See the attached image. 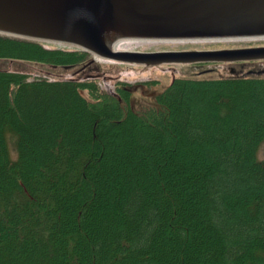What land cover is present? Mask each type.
<instances>
[{
    "label": "trees",
    "instance_id": "trees-1",
    "mask_svg": "<svg viewBox=\"0 0 264 264\" xmlns=\"http://www.w3.org/2000/svg\"><path fill=\"white\" fill-rule=\"evenodd\" d=\"M90 57L0 35V61ZM263 74L135 111L122 82L0 69V264H264Z\"/></svg>",
    "mask_w": 264,
    "mask_h": 264
},
{
    "label": "water",
    "instance_id": "water-1",
    "mask_svg": "<svg viewBox=\"0 0 264 264\" xmlns=\"http://www.w3.org/2000/svg\"><path fill=\"white\" fill-rule=\"evenodd\" d=\"M0 35L146 66L264 60V47L114 53L105 44L264 39V0H0Z\"/></svg>",
    "mask_w": 264,
    "mask_h": 264
},
{
    "label": "rangeland",
    "instance_id": "rangeland-1",
    "mask_svg": "<svg viewBox=\"0 0 264 264\" xmlns=\"http://www.w3.org/2000/svg\"><path fill=\"white\" fill-rule=\"evenodd\" d=\"M52 46V45H50ZM264 47V39L230 41V42H198V43H162L149 42L139 46H130V52L154 53L163 51H207L226 49H246ZM63 49H75L62 47ZM91 55V54H90ZM0 69L14 70L31 74L33 77H46L49 80H64L73 78H94L102 90L114 94L119 82L132 92L131 106L135 111H141L155 103L156 96L162 93L175 78H222L235 75H245L248 72H264V60L228 63L200 64H163L146 66L113 61L104 57L90 59L73 69L43 66L28 63H10L0 61ZM235 74L231 73V70ZM264 75V74H263ZM14 151V146L11 145ZM258 158L264 160V144Z\"/></svg>",
    "mask_w": 264,
    "mask_h": 264
},
{
    "label": "bare ground",
    "instance_id": "bare-ground-1",
    "mask_svg": "<svg viewBox=\"0 0 264 264\" xmlns=\"http://www.w3.org/2000/svg\"><path fill=\"white\" fill-rule=\"evenodd\" d=\"M254 40V39H250ZM230 41H242V40H217V41H180V40H163V41H146L139 39L129 40H117V41H106L105 44L112 52H124L130 49V46H139L140 44H146L149 42H162V43H198V42H230ZM100 57L98 56L97 59Z\"/></svg>",
    "mask_w": 264,
    "mask_h": 264
}]
</instances>
